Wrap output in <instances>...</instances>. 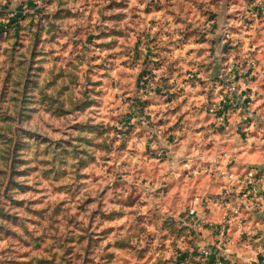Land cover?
<instances>
[{
    "label": "rangeland",
    "instance_id": "1",
    "mask_svg": "<svg viewBox=\"0 0 264 264\" xmlns=\"http://www.w3.org/2000/svg\"><path fill=\"white\" fill-rule=\"evenodd\" d=\"M247 90L261 117L264 0H0V264H228L207 222Z\"/></svg>",
    "mask_w": 264,
    "mask_h": 264
},
{
    "label": "crops",
    "instance_id": "2",
    "mask_svg": "<svg viewBox=\"0 0 264 264\" xmlns=\"http://www.w3.org/2000/svg\"><path fill=\"white\" fill-rule=\"evenodd\" d=\"M260 98L255 95L254 105L258 108ZM264 100V97L262 98ZM262 102V101H261ZM264 117V112L262 114ZM233 121L241 122L239 116L232 117ZM248 119V130L241 133L223 134L228 140V152L234 155L235 164H252L264 167V131L261 128V120ZM245 134V135H243ZM213 135V134H212ZM218 136V135H217ZM232 142L234 145H232ZM236 156V157H235ZM220 191V189H219ZM231 204H238L240 212L237 216L232 215L231 207L228 204H213L210 209V215L214 217V221H221L225 215L232 217L230 224V242H229V258L228 264H243L239 261L255 263L257 254V243L260 242L256 237L264 238V197L256 199L249 196L244 197L240 191H234L231 195ZM209 211V209H207ZM202 227H206L205 224ZM213 230V229H212ZM203 231H208L204 229ZM214 231V230H213ZM214 245L212 249L223 251V243L217 232H213Z\"/></svg>",
    "mask_w": 264,
    "mask_h": 264
},
{
    "label": "built area",
    "instance_id": "3",
    "mask_svg": "<svg viewBox=\"0 0 264 264\" xmlns=\"http://www.w3.org/2000/svg\"><path fill=\"white\" fill-rule=\"evenodd\" d=\"M230 89H235L236 85L232 84ZM241 98L237 97L239 104L244 108L247 113L246 118L253 120H261V128L264 131V117L258 115L256 109L252 108L254 105L255 95L253 91L247 90L238 93ZM254 122V121H253ZM119 135V133H118ZM216 160L221 159V164L215 163V170L218 176L223 177L222 190L215 197L212 196L215 204L223 203L228 204L231 207L232 215L237 216L240 212L238 204H231V195L234 191H240L241 195L244 197H255L256 199H261L264 197V167L252 164L236 165L234 155L228 151H221ZM182 164L186 170L193 174H198L200 171V165H195L191 158H185ZM206 169H208L206 167ZM209 195L196 194L188 207V213L196 219L203 218L202 215L198 214L197 204L205 205L206 200H209ZM232 222V217L225 215L221 221L207 222V224L219 234L220 239L223 243V250L229 252V242H230V224ZM260 240L257 243V255L258 264H264V238L256 237ZM208 250H202L201 255L203 257L209 255ZM216 260L213 264H223L224 257L222 258L219 254L215 256ZM237 264V263H233Z\"/></svg>",
    "mask_w": 264,
    "mask_h": 264
},
{
    "label": "water",
    "instance_id": "4",
    "mask_svg": "<svg viewBox=\"0 0 264 264\" xmlns=\"http://www.w3.org/2000/svg\"><path fill=\"white\" fill-rule=\"evenodd\" d=\"M239 262H241V263H243V264H246V262H242V261H239ZM254 262L255 263H250V262H248V264H258V255L256 254V259L254 260Z\"/></svg>",
    "mask_w": 264,
    "mask_h": 264
}]
</instances>
